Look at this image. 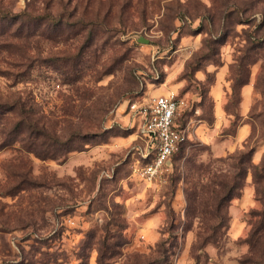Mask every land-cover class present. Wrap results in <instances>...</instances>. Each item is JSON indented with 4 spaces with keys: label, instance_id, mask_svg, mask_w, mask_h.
<instances>
[{
    "label": "rangeland",
    "instance_id": "rangeland-1",
    "mask_svg": "<svg viewBox=\"0 0 264 264\" xmlns=\"http://www.w3.org/2000/svg\"><path fill=\"white\" fill-rule=\"evenodd\" d=\"M0 10L43 14L25 30L0 16V264H264V0ZM172 92L187 140L148 180L132 106Z\"/></svg>",
    "mask_w": 264,
    "mask_h": 264
},
{
    "label": "built area",
    "instance_id": "built-area-1",
    "mask_svg": "<svg viewBox=\"0 0 264 264\" xmlns=\"http://www.w3.org/2000/svg\"><path fill=\"white\" fill-rule=\"evenodd\" d=\"M182 101L175 93H164L153 97L139 110L143 120V131L150 142L142 154L144 164L137 167L142 177L153 180L160 176L171 157L187 140V133L177 122Z\"/></svg>",
    "mask_w": 264,
    "mask_h": 264
},
{
    "label": "trees",
    "instance_id": "trees-1",
    "mask_svg": "<svg viewBox=\"0 0 264 264\" xmlns=\"http://www.w3.org/2000/svg\"><path fill=\"white\" fill-rule=\"evenodd\" d=\"M0 16L3 18H7V19H12L15 22H19V27L23 28V30H25L26 28H30V26L28 24H30L31 22H37L38 20H41L43 18V14H34L31 12H28L26 10L21 11L20 13H14L12 11H2L0 10ZM35 26V25H34ZM33 27V26H32ZM37 27V25H36ZM22 112V111H21ZM44 136L54 140V142H58L59 139H56L53 135L46 133L44 134ZM65 144H69V143H65ZM76 147H72L71 145H66L64 149L66 150H71V149H75ZM251 154V150H243V151H239L236 154L230 155L229 158L231 159H235V161L238 164V167L240 168V171L237 173V176L243 177L245 176V173L247 171V169H245L243 166V164L249 162V157ZM251 158V157H250ZM145 163V160H143V163ZM253 177H254V181L256 184V189H257V193L259 195V200H261L264 203V157L261 160L260 163L254 165V170H253ZM234 186L230 185L226 187V190L228 192H234ZM240 194L238 193H232V195L227 196L224 195L222 196L218 203H217V209H220V207L225 203V200L229 199L231 200L232 198H234L235 196H239ZM221 210H218V225L220 227L224 226L227 228V224H228V218H227V214H223L222 212H220ZM164 260H160V258L158 260L162 261V262H167V259H169V254L168 251L166 250V247H164ZM159 261V262H160ZM205 264V262H204Z\"/></svg>",
    "mask_w": 264,
    "mask_h": 264
}]
</instances>
